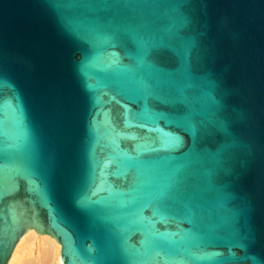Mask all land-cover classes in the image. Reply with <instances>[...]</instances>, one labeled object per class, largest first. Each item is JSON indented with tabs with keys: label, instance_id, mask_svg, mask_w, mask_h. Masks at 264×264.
<instances>
[{
	"label": "water",
	"instance_id": "water-1",
	"mask_svg": "<svg viewBox=\"0 0 264 264\" xmlns=\"http://www.w3.org/2000/svg\"><path fill=\"white\" fill-rule=\"evenodd\" d=\"M15 115L0 264L30 230L63 264H264V0H0Z\"/></svg>",
	"mask_w": 264,
	"mask_h": 264
},
{
	"label": "bare ground",
	"instance_id": "bare-ground-1",
	"mask_svg": "<svg viewBox=\"0 0 264 264\" xmlns=\"http://www.w3.org/2000/svg\"><path fill=\"white\" fill-rule=\"evenodd\" d=\"M60 251L54 238L30 230L18 242L8 264H63Z\"/></svg>",
	"mask_w": 264,
	"mask_h": 264
},
{
	"label": "snow or ice",
	"instance_id": "snow-or-ice-1",
	"mask_svg": "<svg viewBox=\"0 0 264 264\" xmlns=\"http://www.w3.org/2000/svg\"><path fill=\"white\" fill-rule=\"evenodd\" d=\"M15 120V130L9 132L3 126V120H0V145H6L8 147H17L20 144L27 141L28 133L27 129L23 126L20 117L18 115L14 116ZM127 164L129 166L140 167V161L133 157H128ZM168 185L164 182L157 184L154 188V192L163 195L167 190Z\"/></svg>",
	"mask_w": 264,
	"mask_h": 264
}]
</instances>
